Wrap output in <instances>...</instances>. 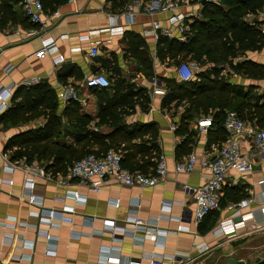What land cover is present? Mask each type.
Masks as SVG:
<instances>
[{"label": "crops", "instance_id": "0c3cea01", "mask_svg": "<svg viewBox=\"0 0 264 264\" xmlns=\"http://www.w3.org/2000/svg\"><path fill=\"white\" fill-rule=\"evenodd\" d=\"M119 1L64 0L55 3L48 0L44 10H58L59 16L53 18L55 21L46 32L22 13L19 3L13 5V10L17 12L16 21H7L0 27V85H24V80L33 77L40 78L37 83L45 82L55 94L54 113L59 116L60 128L47 140H42L41 144L49 141L67 151L73 150L84 132L74 127L76 122L68 107L75 100L62 103L56 93L57 82H68L76 87L84 99L75 101L79 104L80 114L90 117L86 127L101 133H108L110 129L107 126H95L99 108L114 99L132 101L130 105L124 106L129 113L123 116V126L132 128L141 124H154L158 137L153 153L164 155L170 171L164 181L155 185L126 186L111 179L94 191L77 180H71L67 185L58 184L57 179L66 173L69 165L65 172L54 170L50 166L53 157L47 153L39 161L31 162L39 165L44 174H49V178L36 176L34 179L31 193L42 197V204L36 205L25 197L23 171L5 169L7 161L2 156H6L10 162L25 163L23 158L11 160L8 152H4V147L10 139H23L33 129L43 128L49 111L47 109L39 117L21 120L18 124L8 122L4 126L0 123V264H133L130 263L132 260L138 261L137 264H150L151 257L160 258L163 264H188L200 254L195 244L206 243L209 247L221 239L223 234L212 233L220 221H238L241 215L247 214L252 216L247 219L248 225L257 228L263 226L261 201L264 198V157L252 155L255 150L252 137L240 140V150L251 159L254 170L245 173L226 171L220 208L199 223L191 220L194 203L191 194L183 186H196L204 181L206 171L200 161L213 157L218 146L212 143L213 138L208 129L199 131L191 121L189 126L196 129L191 148L197 159L194 171L177 174L171 171L173 163L179 160L175 157V147L182 140L181 136L174 134L171 125L175 124L174 119L181 112H175L174 118V110L167 111L162 106L165 94L159 96L151 93V79L163 85L165 79L177 78L174 71L176 66H167V60L161 62L158 59V39L151 31V17L137 14L131 22L123 17H112L121 10ZM206 1L219 3L221 0ZM203 4L199 0L198 3L158 14L156 18L162 25H167L171 15L180 13L185 17L184 23H189L200 18ZM194 12L199 15L192 17ZM263 12L264 7L258 14H246L245 19L252 23L255 20L262 21ZM261 29L264 30V25H261ZM131 36L143 42L142 48L147 51L153 65L150 76L139 68L131 53ZM44 37L53 38L57 51L52 56L37 58L34 53L40 47V39ZM92 47L98 50L94 56L89 54ZM57 55L61 59L54 62L53 57ZM245 58L264 63V47L259 51L247 52ZM6 66H11L10 71H4ZM96 73L105 74L111 85L101 90L85 86L84 79ZM60 74L63 81L58 79ZM233 76L232 82L245 88L255 85L254 92L261 94L259 91L261 86L264 88V80L253 81L241 75ZM117 79L123 82L120 87L116 84ZM16 88L8 95L6 100L9 105L1 109L0 114L10 106ZM141 88L144 91L140 92ZM143 95H147V103ZM262 97L264 94H261L260 99ZM1 179H11L12 183ZM69 190L77 191L84 200L76 201ZM237 194H243L241 199H247L248 203L241 206L235 203ZM41 207L55 210L73 207V211H62V219L52 218L47 222L39 216ZM130 215L137 216L143 223L164 234L148 239L142 230L134 231L133 223L126 221ZM181 215L183 218L179 220ZM180 224L187 225L188 229H178ZM46 231L57 238L45 242L42 235ZM22 239L29 241V244L32 241V246L22 243ZM107 257L112 260L106 261Z\"/></svg>", "mask_w": 264, "mask_h": 264}, {"label": "trees", "instance_id": "16d2710c", "mask_svg": "<svg viewBox=\"0 0 264 264\" xmlns=\"http://www.w3.org/2000/svg\"><path fill=\"white\" fill-rule=\"evenodd\" d=\"M47 1L41 0L44 8ZM50 1L60 3L64 0ZM126 2L127 0L119 1L121 10ZM17 3L20 4V0H0V27L7 21H16L17 12L13 10V5ZM263 7L264 0H221L219 3L206 1L201 6L200 18L193 19L188 23L189 28L185 41L168 37L158 39L156 54L161 62L167 60V66L172 65L176 57L183 54L193 56L195 58L193 62L197 65L198 62L202 65L206 62L214 64L207 71L195 70L193 77L188 81H181L177 78L164 80L163 86L166 93L162 106L167 111L173 109L174 118L175 112H177L176 108L180 105L183 106L179 117L174 119L175 121L173 120L176 124L174 134L182 137L174 151L177 159L191 152L196 129L190 127L189 123L191 121L195 123L198 117H211L212 125L208 128V133L213 138L212 143L218 147L227 136L224 127L227 111H235L239 118L251 124L258 126L264 124V97L260 99L261 95L254 92L257 86L249 85L245 88L243 85L236 84L231 81L229 74L222 75L220 70L215 67L219 63L238 56V54L244 55L247 52L259 51L264 47V31L261 29L264 20H255L252 23L245 19L246 14H258ZM130 38L132 40L130 46L132 55L144 74L150 76L153 65L147 51L142 48L143 42L136 36ZM232 69L238 75L253 81L264 80V63L243 58L238 65H233ZM58 79L64 80L61 74L58 75ZM122 83L121 79L116 80L118 87ZM141 90L144 91L143 88L139 91L141 92ZM143 99L146 103L148 102L147 95H143ZM131 102L121 98L114 99L99 108L95 116V126H107L110 129L108 133L88 129L86 123L90 117L80 114L78 103L70 102L68 107L76 122L74 127L80 132L83 131L84 135L74 144L73 150L67 151L59 144L49 141L41 144L42 140H47L60 128L59 116L54 113L55 94L50 87L45 82L19 85L14 91L10 106L0 114V123H3L4 126L8 122L15 124L17 119L27 117L29 114L40 115L37 113L40 110H43L42 114L47 109L49 112L43 128L33 129L22 137L23 139L8 140L4 152H8L11 160L23 158L26 163H31L33 160L39 161L41 156L48 153L53 157V164L50 166L56 171L65 172L66 166L71 165L75 160L88 153L101 155L117 141L116 149L121 152L122 165L129 170L148 173L155 167V157L158 153H153V150L156 147L158 130L154 124H141L132 128L123 126V116L129 113V110L124 106L128 103L130 105ZM172 102H174V106ZM146 135L150 138H144ZM133 140L139 141L133 142ZM94 147L96 149H93ZM223 190L224 187L222 192ZM242 196L243 194H237L234 202L244 200L241 199Z\"/></svg>", "mask_w": 264, "mask_h": 264}, {"label": "built area", "instance_id": "2783aa9c", "mask_svg": "<svg viewBox=\"0 0 264 264\" xmlns=\"http://www.w3.org/2000/svg\"><path fill=\"white\" fill-rule=\"evenodd\" d=\"M111 1V0H105ZM199 0H127L122 10L119 13L113 14L112 17H123L126 21L131 22L135 15L144 14L151 17V31L156 39L160 37L175 38L179 41H185L188 34V23H184V15L177 13L169 17L167 25H162L156 18L158 14L171 12L179 7L191 5ZM20 5L23 14L28 19L35 23L43 32H46L48 28L54 23L53 18L59 16V11L46 12L41 0H20ZM196 12L191 16H198ZM264 15V12H263ZM264 31V30H263ZM57 51V47L53 38L44 37L40 39V47L34 53L35 57L42 58L46 55L52 56ZM98 52L96 47H92L89 51L91 56L96 55ZM61 59L60 55L53 57L54 62ZM198 65L195 63H180L175 68V75L177 79L181 81L190 80L194 71ZM11 66L4 68L5 72L10 71ZM40 81L39 77H33L23 81L24 85L31 83H37ZM84 84L88 88L101 89L110 86L109 78L103 73H96L88 76L84 79ZM17 87L15 84H11L8 87L0 85V110L6 108L9 105L7 99L11 94L12 89ZM58 99L64 103L71 100L84 101L76 89V87L68 82H57L55 85ZM151 93L154 95H164L166 90L162 84L156 83L155 79H151ZM212 125L210 116L198 117L195 121V127L199 131L205 132ZM176 124L171 125V129L174 130ZM224 127L227 136L223 142L219 145L216 154L213 157H206L200 161L201 166L205 169L204 181L196 186L184 185L183 189L191 194L194 203V209L192 212L191 220L194 223H199L205 216L217 211L220 208V198L222 195V188L225 184V173L228 170H235L240 173L252 172L254 170V164L251 159L243 154L240 150V140L243 137H252L255 145L254 154H258L264 157V124L258 126L251 124L239 118L235 111H227L224 119ZM7 164L4 165L5 169L13 171L14 169H21L24 173V194L26 199L30 203L36 205L42 204V197H38L31 193L35 184L36 176H45L49 178V174H44L42 169L37 164L32 163H17L10 162L6 156H2ZM196 156L193 152H190L183 158L176 160L171 171L177 173H191L194 171L196 164ZM169 167L166 158L162 153L157 154L155 157V167L150 172L144 173L140 170H129L122 165V155L120 151L108 149L101 155L95 153H88L75 160L71 165L67 167L66 173L57 179V183L60 185H67L71 180H77L79 183L89 187L94 191H98L103 185L107 184L109 180L113 179L117 183L126 186H151L161 181H164L169 173ZM6 183H12L11 179H1ZM258 182H262L259 180ZM69 194L76 201L84 200L77 191L69 190ZM263 206V226H264V198H262ZM247 199L239 201L238 205L247 204ZM116 204V203H115ZM39 216L45 218L47 222L52 218L63 217V212H72V208H63L62 210L48 209L41 207ZM63 211V212H62ZM62 216V217H61ZM251 215L243 214L238 221L222 220L218 226L212 230L214 235L236 233L240 228H252L253 225L247 224V219L251 218ZM183 218L181 215L179 220ZM128 222L133 223L134 231L140 229L144 235L149 239H155L160 233L151 227L149 224L143 223L137 216L130 215L126 218ZM90 221H92L90 219ZM25 224V223H23ZM22 225V223H21ZM178 229H188L187 225H179ZM46 241H54L57 237L51 235L49 232H44L42 235ZM22 243L32 246L33 242L27 243L22 239ZM198 252H203L208 248L206 243H198L194 245ZM111 257H107L106 261H111ZM130 263L137 264L138 261L132 260ZM150 264H163L162 260L157 257L149 258Z\"/></svg>", "mask_w": 264, "mask_h": 264}, {"label": "rangeland", "instance_id": "374dc122", "mask_svg": "<svg viewBox=\"0 0 264 264\" xmlns=\"http://www.w3.org/2000/svg\"><path fill=\"white\" fill-rule=\"evenodd\" d=\"M241 57L245 58L246 53L244 55L238 54V56L233 57L225 62L219 63L215 67L220 70V73L222 75L229 74L230 77H234L233 75L238 74L234 71V69H232V66L238 65L241 61ZM192 61H195V58L193 56H190L189 54L178 55V57H176L174 63L170 65V67L174 68L180 63H190ZM213 66L214 64L210 62H206V64L204 65L198 62L196 71H207L210 70ZM262 87L263 86L260 87L259 93L264 94V88ZM256 93L258 94V91ZM173 104L174 102H172V105ZM182 107L183 106L180 105L176 108V110L178 112H181ZM42 111L43 110H40L37 113L42 114ZM25 117L26 116L23 117L24 119H17L16 124L20 123V120L22 119L28 121L29 119L39 117V115L36 116V114H29L26 118ZM117 145L118 142L116 141L111 145V147L108 148L115 150ZM119 147L121 146L119 145ZM262 257H264V226L260 228H257L255 226L252 228H244L237 231L236 233L223 234L219 241L211 244L206 250L201 252L197 258L189 261L188 264H228L229 259H241L246 263H251Z\"/></svg>", "mask_w": 264, "mask_h": 264}, {"label": "water", "instance_id": "95a60500", "mask_svg": "<svg viewBox=\"0 0 264 264\" xmlns=\"http://www.w3.org/2000/svg\"><path fill=\"white\" fill-rule=\"evenodd\" d=\"M206 0H201V3L203 4ZM228 264H264V257L251 262V263H246L244 260L241 259H229Z\"/></svg>", "mask_w": 264, "mask_h": 264}]
</instances>
